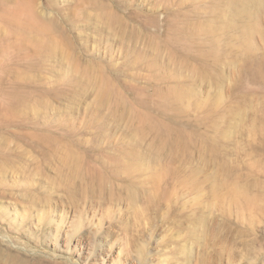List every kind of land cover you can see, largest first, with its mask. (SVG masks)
<instances>
[{"label":"rangeland","instance_id":"374dc122","mask_svg":"<svg viewBox=\"0 0 264 264\" xmlns=\"http://www.w3.org/2000/svg\"><path fill=\"white\" fill-rule=\"evenodd\" d=\"M1 61L0 264H264V0H0Z\"/></svg>","mask_w":264,"mask_h":264},{"label":"bare ground","instance_id":"6f19581e","mask_svg":"<svg viewBox=\"0 0 264 264\" xmlns=\"http://www.w3.org/2000/svg\"><path fill=\"white\" fill-rule=\"evenodd\" d=\"M30 11L27 5H21L20 4H16L15 6H12L11 8H3V13L6 15V20L8 21L9 25L11 27H16L17 24L19 23V19H20V11ZM31 13L28 12L27 18L25 20L24 23V28H28L30 29L29 31H34L31 29H35V30H39V32L41 33L43 31V25L34 22L33 21V16L31 17ZM18 28V26H17ZM42 30V31H41ZM36 32V31H35ZM38 32V31H37ZM12 58V63L15 64L18 60L17 54L14 53L11 56ZM12 72V68L9 67L8 65H6L3 61H1V71H0V105H4L5 108L12 110H15V108L17 107V105L19 104L21 98H20V94L17 88V85L15 83V81L13 80L12 82H10V84L8 86L2 87V84L5 83V78H3L4 75L11 73Z\"/></svg>","mask_w":264,"mask_h":264}]
</instances>
